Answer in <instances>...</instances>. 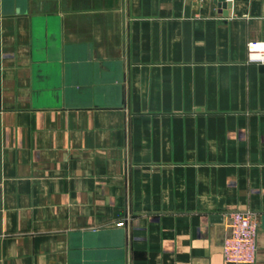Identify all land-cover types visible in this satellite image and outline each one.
Wrapping results in <instances>:
<instances>
[{
	"label": "crops",
	"instance_id": "1",
	"mask_svg": "<svg viewBox=\"0 0 264 264\" xmlns=\"http://www.w3.org/2000/svg\"><path fill=\"white\" fill-rule=\"evenodd\" d=\"M0 0V264H230L259 216L264 0Z\"/></svg>",
	"mask_w": 264,
	"mask_h": 264
},
{
	"label": "built area",
	"instance_id": "2",
	"mask_svg": "<svg viewBox=\"0 0 264 264\" xmlns=\"http://www.w3.org/2000/svg\"><path fill=\"white\" fill-rule=\"evenodd\" d=\"M253 61L264 62V41H252L248 46ZM229 233L224 238L222 253L230 264H255L258 252L259 216L252 210L227 213Z\"/></svg>",
	"mask_w": 264,
	"mask_h": 264
},
{
	"label": "water",
	"instance_id": "3",
	"mask_svg": "<svg viewBox=\"0 0 264 264\" xmlns=\"http://www.w3.org/2000/svg\"><path fill=\"white\" fill-rule=\"evenodd\" d=\"M220 1V5L221 6H224V7H226L227 6V4H226V0H219Z\"/></svg>",
	"mask_w": 264,
	"mask_h": 264
}]
</instances>
